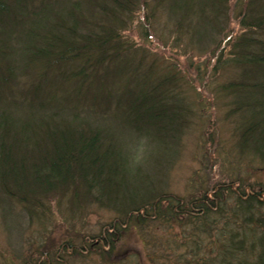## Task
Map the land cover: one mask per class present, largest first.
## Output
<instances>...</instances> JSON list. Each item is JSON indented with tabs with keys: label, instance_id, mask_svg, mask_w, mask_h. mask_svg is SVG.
I'll return each mask as SVG.
<instances>
[{
	"label": "trees",
	"instance_id": "16d2710c",
	"mask_svg": "<svg viewBox=\"0 0 264 264\" xmlns=\"http://www.w3.org/2000/svg\"><path fill=\"white\" fill-rule=\"evenodd\" d=\"M51 1L0 0V204L20 203L31 221L43 223H53L57 211L79 219L93 206L116 212L107 229L86 235L81 246L63 244L74 255L95 246L103 259L118 251L119 235L131 226L185 218L207 232L215 215L233 212L215 240L222 248L218 263L264 264L263 186L219 184L185 202L166 192L165 156L192 109L174 91L176 73L150 83L142 72L145 54L134 62L131 54L140 48L124 33L138 10L146 34L165 10L176 33L205 47L221 69L233 68L235 76L219 88L231 97V114H241L237 145L264 163V0H68L59 8ZM116 78L122 84L115 89ZM110 112L164 144L165 160L155 159L151 180L136 181L143 166L107 127ZM194 234L187 243L197 252L202 238ZM37 251L27 264H67L51 240Z\"/></svg>",
	"mask_w": 264,
	"mask_h": 264
},
{
	"label": "rangeland",
	"instance_id": "374dc122",
	"mask_svg": "<svg viewBox=\"0 0 264 264\" xmlns=\"http://www.w3.org/2000/svg\"><path fill=\"white\" fill-rule=\"evenodd\" d=\"M68 4V0H52L48 5L59 8ZM134 17V24L124 30L125 38L136 42L140 48L135 55L131 54L132 59L139 62L145 54L142 72L149 73L150 83L176 73L180 79L174 84V91L178 88L192 109L191 121L179 143H171L173 150L165 156L169 161L164 182L166 192L185 202L219 184L231 183L236 188L243 180L256 188L264 187V163L251 151L240 152L237 142L241 114H231V97L219 88L222 82L233 78L236 71L230 67L221 69L217 57L210 51L190 41L188 35L176 33L174 20L165 10L157 11L148 34L139 26L144 22L143 11L138 10ZM236 18L234 12L232 24L237 26ZM178 35L182 39L179 42L175 41ZM130 74L126 71L122 79ZM111 82L115 89L122 84L119 78ZM111 114L106 120L107 127L124 149L130 151L133 163L143 166L144 172H140L136 181L151 180L156 175L155 159L165 160L161 157L164 144L135 132L122 123L121 117L116 121ZM147 171L149 174H145ZM246 190L251 189L246 187ZM234 203L235 199L229 200V204ZM229 216H233V212H228L227 216L215 215L216 220H209L207 232L185 218L180 222L131 226L119 235L118 251L112 256L109 250L103 259L95 246L83 249L86 254L74 255L73 248L63 244L72 240L76 246H81L86 235L107 229L106 225L118 217L116 212L93 206L79 219L57 211L53 223H43L31 221L20 203L0 204V264H27L29 257L38 256V246L50 240L61 249L67 264H198L204 258L207 264H216L222 259V248L215 240L221 236ZM196 232L202 238V248L197 252L187 243Z\"/></svg>",
	"mask_w": 264,
	"mask_h": 264
}]
</instances>
